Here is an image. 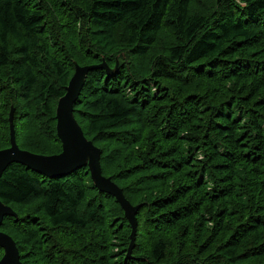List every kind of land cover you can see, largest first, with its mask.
Segmentation results:
<instances>
[{"label":"trees","instance_id":"1","mask_svg":"<svg viewBox=\"0 0 264 264\" xmlns=\"http://www.w3.org/2000/svg\"><path fill=\"white\" fill-rule=\"evenodd\" d=\"M73 105L88 167L0 177V232L21 264H264V0H0V150L61 152L56 106ZM3 250L0 248V259Z\"/></svg>","mask_w":264,"mask_h":264},{"label":"water","instance_id":"2","mask_svg":"<svg viewBox=\"0 0 264 264\" xmlns=\"http://www.w3.org/2000/svg\"><path fill=\"white\" fill-rule=\"evenodd\" d=\"M101 67L106 69L103 64L97 67H79L75 65L74 74L65 88V94L57 102L56 134L61 143L59 154L42 156L21 150L15 142L12 123L13 110L11 109L8 118L10 146L0 150V177L11 164L22 165L30 171L48 178L63 177L77 169L88 167L94 187L99 192L113 196L124 212V216L131 227L128 248V253H130L134 244L137 225L136 213L140 206H132L125 199L121 189L110 178H106L101 174L100 150L85 138L73 115V105L84 85L87 72L92 68ZM6 216L14 217L15 214L11 208L0 201V225ZM0 248L3 250L0 264H21L14 241L3 232H0Z\"/></svg>","mask_w":264,"mask_h":264},{"label":"rangeland","instance_id":"3","mask_svg":"<svg viewBox=\"0 0 264 264\" xmlns=\"http://www.w3.org/2000/svg\"><path fill=\"white\" fill-rule=\"evenodd\" d=\"M13 117V116H12ZM12 121H13V118H12ZM15 136V135H14Z\"/></svg>","mask_w":264,"mask_h":264},{"label":"bare ground","instance_id":"4","mask_svg":"<svg viewBox=\"0 0 264 264\" xmlns=\"http://www.w3.org/2000/svg\"><path fill=\"white\" fill-rule=\"evenodd\" d=\"M9 235V234H8Z\"/></svg>","mask_w":264,"mask_h":264}]
</instances>
